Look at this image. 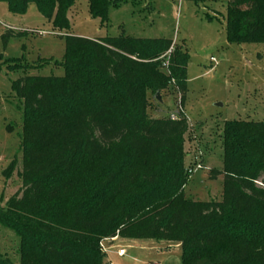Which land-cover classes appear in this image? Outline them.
I'll list each match as a JSON object with an SVG mask.
<instances>
[{
	"label": "trees",
	"instance_id": "obj_1",
	"mask_svg": "<svg viewBox=\"0 0 264 264\" xmlns=\"http://www.w3.org/2000/svg\"><path fill=\"white\" fill-rule=\"evenodd\" d=\"M0 1L13 14L33 3L55 31L70 29L75 0ZM86 1L107 26L109 11L128 0ZM226 8L228 43L264 44V0ZM23 34L9 29L3 39ZM64 38L61 76L5 59L8 70L25 71L11 84L22 109V190L0 206V225L20 240L19 264H103L100 242L113 237L178 243L180 264H264V121L224 122L221 200L187 199V119L147 114L149 94L172 81L183 103L186 53L174 48L166 75L170 39ZM0 264L12 263L0 256Z\"/></svg>",
	"mask_w": 264,
	"mask_h": 264
},
{
	"label": "rangeland",
	"instance_id": "obj_2",
	"mask_svg": "<svg viewBox=\"0 0 264 264\" xmlns=\"http://www.w3.org/2000/svg\"><path fill=\"white\" fill-rule=\"evenodd\" d=\"M228 0L206 1L195 5L189 0H128L111 9L107 26L92 18L86 0H75L68 13L70 29L57 32L33 3L24 14H13L0 1V206L21 193L20 101L11 90L12 81L22 76V69L8 70L5 59H19L21 64L35 66L31 75L61 76L58 66L65 50V35L80 37L117 36L121 33L139 38H167L171 49L161 57L160 71L168 75L170 53L174 48L185 52L186 89L183 103L174 81L160 91V102L149 94L147 114L151 118L187 119L184 136V166L187 184L185 197L195 201H219L222 195V131L225 121H264V44H234L226 40L225 20ZM210 18V20H209ZM11 35L4 42L7 31ZM213 57L214 61L210 60ZM15 161L13 169L4 173ZM199 166V168H197ZM260 180L264 181V175ZM113 239V238H112ZM105 238L100 246L103 264L108 249L124 247L126 254L119 264H146L144 256L129 248L120 237ZM19 237L0 225V256L19 264ZM121 244V246H120ZM168 249H172L168 247ZM146 259H160L156 251ZM132 255L137 260H132ZM178 257V255H177ZM179 258V257H178ZM107 264H111L107 262ZM180 264V259H179Z\"/></svg>",
	"mask_w": 264,
	"mask_h": 264
},
{
	"label": "crops",
	"instance_id": "obj_3",
	"mask_svg": "<svg viewBox=\"0 0 264 264\" xmlns=\"http://www.w3.org/2000/svg\"><path fill=\"white\" fill-rule=\"evenodd\" d=\"M121 240L128 241L130 243L128 245L129 248H131L132 250H136L137 255H140V257L144 256L143 262H145L146 264H179L180 246L178 243L153 240ZM114 247L115 246L113 245L108 249L107 246V251L109 250V254L106 255V264L107 262H110L111 264H119L118 261L127 253L125 250V254L123 256H118L116 253L117 249H115ZM168 247L172 249H168ZM153 251H156V253H158L161 258L156 261L146 259L151 256L150 253ZM177 255L179 258L177 257ZM134 256L132 255V260H137V258Z\"/></svg>",
	"mask_w": 264,
	"mask_h": 264
},
{
	"label": "built area",
	"instance_id": "obj_4",
	"mask_svg": "<svg viewBox=\"0 0 264 264\" xmlns=\"http://www.w3.org/2000/svg\"><path fill=\"white\" fill-rule=\"evenodd\" d=\"M210 60L214 61V58L211 57ZM170 119H177V115L174 114V113H172V114L170 115ZM197 168H199V166H197ZM114 238H115V237H113V239H114ZM111 239H112V238H111ZM113 239H112V240H113ZM103 242L105 243L106 240H104ZM103 242H102V241L100 242V246L103 248V251H104V250H106V248H105V246H103ZM104 252H105V251H104ZM116 253H117L118 256H123V255L125 254V248H124V247L117 248Z\"/></svg>",
	"mask_w": 264,
	"mask_h": 264
},
{
	"label": "water",
	"instance_id": "obj_5",
	"mask_svg": "<svg viewBox=\"0 0 264 264\" xmlns=\"http://www.w3.org/2000/svg\"><path fill=\"white\" fill-rule=\"evenodd\" d=\"M156 99L160 102L161 100H160V98H159V94L157 93L156 94Z\"/></svg>",
	"mask_w": 264,
	"mask_h": 264
}]
</instances>
